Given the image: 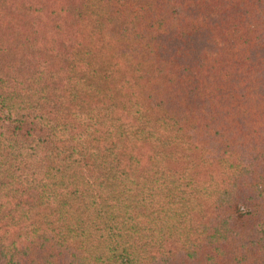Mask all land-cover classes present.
<instances>
[{"label": "trees", "instance_id": "1", "mask_svg": "<svg viewBox=\"0 0 264 264\" xmlns=\"http://www.w3.org/2000/svg\"><path fill=\"white\" fill-rule=\"evenodd\" d=\"M0 264H264V0H0Z\"/></svg>", "mask_w": 264, "mask_h": 264}]
</instances>
